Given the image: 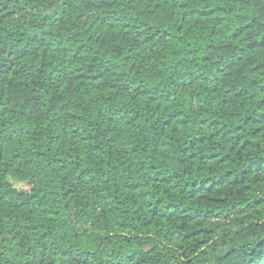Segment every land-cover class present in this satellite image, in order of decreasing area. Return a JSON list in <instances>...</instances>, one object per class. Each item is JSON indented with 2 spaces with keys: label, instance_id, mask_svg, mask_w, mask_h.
<instances>
[{
  "label": "trees",
  "instance_id": "obj_1",
  "mask_svg": "<svg viewBox=\"0 0 264 264\" xmlns=\"http://www.w3.org/2000/svg\"><path fill=\"white\" fill-rule=\"evenodd\" d=\"M0 264H264V0H0Z\"/></svg>",
  "mask_w": 264,
  "mask_h": 264
},
{
  "label": "rangeland",
  "instance_id": "obj_2",
  "mask_svg": "<svg viewBox=\"0 0 264 264\" xmlns=\"http://www.w3.org/2000/svg\"><path fill=\"white\" fill-rule=\"evenodd\" d=\"M17 187L21 189L23 186L22 185H17Z\"/></svg>",
  "mask_w": 264,
  "mask_h": 264
}]
</instances>
